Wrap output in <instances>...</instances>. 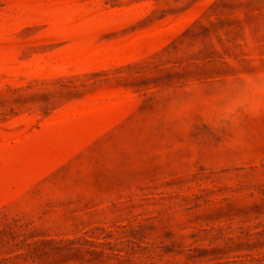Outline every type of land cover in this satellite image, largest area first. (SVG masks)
<instances>
[{
    "label": "rangeland",
    "instance_id": "obj_1",
    "mask_svg": "<svg viewBox=\"0 0 264 264\" xmlns=\"http://www.w3.org/2000/svg\"><path fill=\"white\" fill-rule=\"evenodd\" d=\"M0 264H264V0H0Z\"/></svg>",
    "mask_w": 264,
    "mask_h": 264
}]
</instances>
